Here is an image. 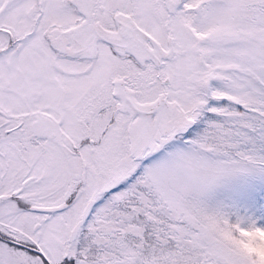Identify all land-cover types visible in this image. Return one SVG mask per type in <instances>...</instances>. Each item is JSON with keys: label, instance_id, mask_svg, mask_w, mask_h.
I'll return each instance as SVG.
<instances>
[{"label": "snow or ice", "instance_id": "1", "mask_svg": "<svg viewBox=\"0 0 264 264\" xmlns=\"http://www.w3.org/2000/svg\"><path fill=\"white\" fill-rule=\"evenodd\" d=\"M0 264H264V0H0Z\"/></svg>", "mask_w": 264, "mask_h": 264}]
</instances>
